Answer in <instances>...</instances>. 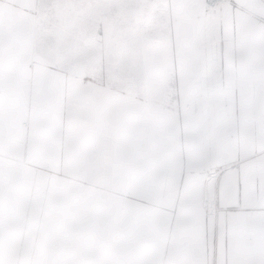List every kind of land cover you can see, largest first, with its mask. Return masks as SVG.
I'll return each instance as SVG.
<instances>
[{"label":"crops","instance_id":"obj_1","mask_svg":"<svg viewBox=\"0 0 264 264\" xmlns=\"http://www.w3.org/2000/svg\"><path fill=\"white\" fill-rule=\"evenodd\" d=\"M39 2L0 0V264H264V0H170L167 102L40 64Z\"/></svg>","mask_w":264,"mask_h":264},{"label":"rangeland","instance_id":"obj_2","mask_svg":"<svg viewBox=\"0 0 264 264\" xmlns=\"http://www.w3.org/2000/svg\"><path fill=\"white\" fill-rule=\"evenodd\" d=\"M35 56L40 64L167 102L175 93L170 0H40Z\"/></svg>","mask_w":264,"mask_h":264},{"label":"built area","instance_id":"obj_3","mask_svg":"<svg viewBox=\"0 0 264 264\" xmlns=\"http://www.w3.org/2000/svg\"><path fill=\"white\" fill-rule=\"evenodd\" d=\"M227 0H205V14L214 15Z\"/></svg>","mask_w":264,"mask_h":264},{"label":"water","instance_id":"obj_4","mask_svg":"<svg viewBox=\"0 0 264 264\" xmlns=\"http://www.w3.org/2000/svg\"><path fill=\"white\" fill-rule=\"evenodd\" d=\"M216 175H217V171L216 170L209 171V174H208V177H207V180H206V185H208L210 180L213 177H216ZM209 208H210V211H212V205L211 204H209Z\"/></svg>","mask_w":264,"mask_h":264}]
</instances>
